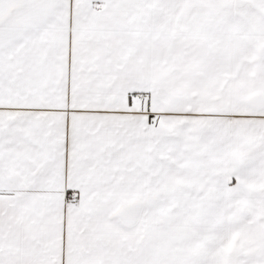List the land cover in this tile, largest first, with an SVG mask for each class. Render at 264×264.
<instances>
[{
	"label": "snow or ice",
	"instance_id": "obj_1",
	"mask_svg": "<svg viewBox=\"0 0 264 264\" xmlns=\"http://www.w3.org/2000/svg\"><path fill=\"white\" fill-rule=\"evenodd\" d=\"M0 264H264V0H0Z\"/></svg>",
	"mask_w": 264,
	"mask_h": 264
}]
</instances>
